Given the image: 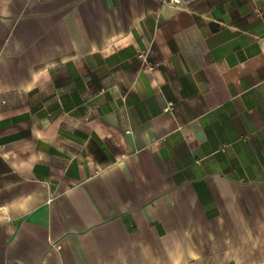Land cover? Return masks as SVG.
Returning a JSON list of instances; mask_svg holds the SVG:
<instances>
[{"label":"crops","instance_id":"obj_1","mask_svg":"<svg viewBox=\"0 0 264 264\" xmlns=\"http://www.w3.org/2000/svg\"><path fill=\"white\" fill-rule=\"evenodd\" d=\"M0 264H264V0H0Z\"/></svg>","mask_w":264,"mask_h":264},{"label":"built area","instance_id":"obj_2","mask_svg":"<svg viewBox=\"0 0 264 264\" xmlns=\"http://www.w3.org/2000/svg\"><path fill=\"white\" fill-rule=\"evenodd\" d=\"M177 2V1H176ZM172 109V104H168V106L164 109V111L168 112Z\"/></svg>","mask_w":264,"mask_h":264}]
</instances>
